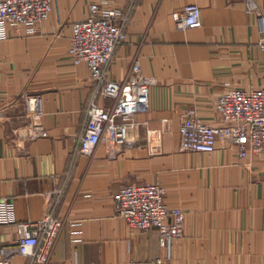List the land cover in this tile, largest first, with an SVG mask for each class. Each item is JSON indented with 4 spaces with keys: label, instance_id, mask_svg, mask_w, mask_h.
I'll return each instance as SVG.
<instances>
[{
    "label": "crops",
    "instance_id": "obj_1",
    "mask_svg": "<svg viewBox=\"0 0 264 264\" xmlns=\"http://www.w3.org/2000/svg\"><path fill=\"white\" fill-rule=\"evenodd\" d=\"M96 1L54 0L34 31L8 24L0 39V197L11 199L16 220L62 217L47 264H158L159 256L169 264H264V152L240 157L221 138L211 152L183 150L178 130L189 109L221 123L215 99L225 82L264 86V46L249 0H109L128 13L109 76L123 79L139 58L157 82L128 141L101 143L87 155L78 134L94 82L68 50L72 22ZM254 1L264 14V0ZM190 2L201 6L202 25L180 29L172 12ZM27 93L42 97L47 136L21 134ZM132 181L166 187L167 202L185 211V237L163 248L155 227L136 228L115 214V194ZM17 238L16 223H0V246ZM11 264L36 263L15 253Z\"/></svg>",
    "mask_w": 264,
    "mask_h": 264
},
{
    "label": "built area",
    "instance_id": "obj_2",
    "mask_svg": "<svg viewBox=\"0 0 264 264\" xmlns=\"http://www.w3.org/2000/svg\"><path fill=\"white\" fill-rule=\"evenodd\" d=\"M54 0H0V39L8 36V24L27 25L29 31L46 20L53 10ZM247 11L257 17L260 38L264 46V14L254 0L247 1ZM177 27L186 29L202 25V8L190 2L174 10ZM128 13L109 0H97L89 6L84 19L71 24L69 54L74 63L87 65L94 82V92L86 109V119L78 134V150L92 155L101 143L124 144L130 128L136 124L135 115L150 109L149 90L156 77L143 72L136 58L126 76L113 79L109 67L115 50L127 39ZM225 88L215 99L221 123L213 124L189 109L179 125L180 147L183 150L211 152L218 138L238 148L240 157L248 151L264 152V86L241 88L225 82ZM111 101L103 105L99 98ZM29 121L21 134L29 139L47 136L42 122L44 106L40 94H24ZM159 133V132H156ZM154 140L156 138L153 137ZM53 193L61 196L62 189ZM167 189L160 182H127L115 194V214L130 226L147 229L155 227L159 244L169 248L171 241L185 237V211L170 205ZM16 223L18 238L14 245L0 246V264H11L15 253L29 257L36 264H47L55 240L63 226L62 217L54 211L38 219L16 220L13 202L0 197V223ZM158 264H169L165 256Z\"/></svg>",
    "mask_w": 264,
    "mask_h": 264
}]
</instances>
